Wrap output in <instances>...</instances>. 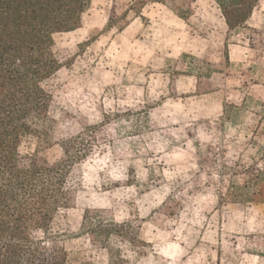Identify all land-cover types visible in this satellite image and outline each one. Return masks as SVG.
I'll list each match as a JSON object with an SVG mask.
<instances>
[{
    "label": "rangeland",
    "instance_id": "1",
    "mask_svg": "<svg viewBox=\"0 0 264 264\" xmlns=\"http://www.w3.org/2000/svg\"><path fill=\"white\" fill-rule=\"evenodd\" d=\"M55 49L47 141L21 151L83 150L53 223L71 263L264 264V0L234 31L213 0H92ZM87 209L129 237L93 243Z\"/></svg>",
    "mask_w": 264,
    "mask_h": 264
},
{
    "label": "trees",
    "instance_id": "2",
    "mask_svg": "<svg viewBox=\"0 0 264 264\" xmlns=\"http://www.w3.org/2000/svg\"><path fill=\"white\" fill-rule=\"evenodd\" d=\"M213 1L229 31L247 27L261 3ZM91 4L92 0H0V264H72L53 223L73 202L68 177L83 150L75 151V141L66 140L63 157L49 162L38 154L22 153L21 145L35 134L47 141V131L37 126L48 118L53 101L47 82L62 68L56 36L80 28ZM207 76L197 75L198 90L208 83ZM102 213L87 209L83 214L82 226L93 243L108 247L113 235L129 237V223H115Z\"/></svg>",
    "mask_w": 264,
    "mask_h": 264
}]
</instances>
